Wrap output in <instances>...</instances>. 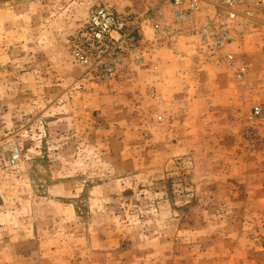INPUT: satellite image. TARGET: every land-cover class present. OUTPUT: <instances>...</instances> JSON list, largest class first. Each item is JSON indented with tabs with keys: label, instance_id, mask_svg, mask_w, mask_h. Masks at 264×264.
<instances>
[{
	"label": "rangeland",
	"instance_id": "374dc122",
	"mask_svg": "<svg viewBox=\"0 0 264 264\" xmlns=\"http://www.w3.org/2000/svg\"><path fill=\"white\" fill-rule=\"evenodd\" d=\"M96 4L143 9L0 0V264H264V43L231 28L241 83L162 57L97 86L71 56Z\"/></svg>",
	"mask_w": 264,
	"mask_h": 264
},
{
	"label": "built area",
	"instance_id": "2783aa9c",
	"mask_svg": "<svg viewBox=\"0 0 264 264\" xmlns=\"http://www.w3.org/2000/svg\"><path fill=\"white\" fill-rule=\"evenodd\" d=\"M141 2L143 9L138 12H119L103 4L89 9L71 47L72 59L87 83L102 86L131 80L142 70L157 72L159 53L179 41L184 50L175 51L174 57L188 58L192 78L201 79L205 66H213L226 69L239 83L245 80L246 63L227 50L231 28L236 26L247 36L256 35L264 43V0ZM261 114L260 107L251 110L254 120ZM18 157V149H13L10 163Z\"/></svg>",
	"mask_w": 264,
	"mask_h": 264
},
{
	"label": "crops",
	"instance_id": "0c3cea01",
	"mask_svg": "<svg viewBox=\"0 0 264 264\" xmlns=\"http://www.w3.org/2000/svg\"><path fill=\"white\" fill-rule=\"evenodd\" d=\"M139 3V7H140V9L139 10H141L142 9V7H143V3L141 2V0H137V4ZM166 51H164V53L163 52H161V53H163V54H161L158 58H157V60H158V63L160 64V63H163V62H160V61H162V57H167L166 59H169L170 60V62L171 63H173V58L171 59V57H174L169 51H170V49H165ZM169 54H170V56H169ZM165 55V56H164ZM161 66V65H160ZM162 68H164L163 66H161ZM185 67V66H184ZM163 72H166V70L164 71L163 70ZM162 71H160L159 72V75H161V76H159L158 78L161 80V78L163 77H166L165 75H163L164 73H163ZM175 73V75L177 76L176 77V79L178 80V81H180V82H184V83H181V84H184V85H182V87H183V89H186V90H189L188 89V87H187V84H185L186 83V81L189 79L188 78V76L190 75V73H189V65L187 66V67H185V69L184 68H178L176 71H174ZM191 76V75H190ZM158 78L157 79H155L156 81H154V82H151V85L152 86H154L157 90H160L162 87L160 86V84L158 83L159 82V80H158ZM153 80V79H152ZM158 80V81H157ZM162 82V81H161ZM197 89V88H196Z\"/></svg>",
	"mask_w": 264,
	"mask_h": 264
}]
</instances>
